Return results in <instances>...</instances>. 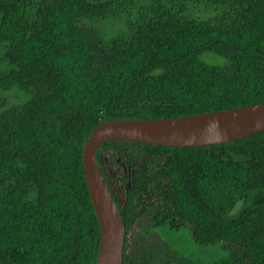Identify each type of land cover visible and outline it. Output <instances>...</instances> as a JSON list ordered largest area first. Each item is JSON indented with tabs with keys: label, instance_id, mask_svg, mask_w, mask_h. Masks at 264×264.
Segmentation results:
<instances>
[{
	"label": "trees",
	"instance_id": "trees-1",
	"mask_svg": "<svg viewBox=\"0 0 264 264\" xmlns=\"http://www.w3.org/2000/svg\"><path fill=\"white\" fill-rule=\"evenodd\" d=\"M13 88L19 100L0 95V264H95L92 129L264 101V0H0V90ZM97 159L123 264L158 261L138 241L143 218L220 242L225 264H264V130L204 146L109 140Z\"/></svg>",
	"mask_w": 264,
	"mask_h": 264
},
{
	"label": "water",
	"instance_id": "water-1",
	"mask_svg": "<svg viewBox=\"0 0 264 264\" xmlns=\"http://www.w3.org/2000/svg\"><path fill=\"white\" fill-rule=\"evenodd\" d=\"M264 130V101L195 114L156 118H114L99 122L85 140L82 160L91 201L100 226L95 264H123L125 224L99 166L97 150L109 140L170 146H204Z\"/></svg>",
	"mask_w": 264,
	"mask_h": 264
},
{
	"label": "rangeland",
	"instance_id": "rangeland-1",
	"mask_svg": "<svg viewBox=\"0 0 264 264\" xmlns=\"http://www.w3.org/2000/svg\"><path fill=\"white\" fill-rule=\"evenodd\" d=\"M102 28L108 32H116L123 25L119 21H105L101 23ZM201 59L215 64L223 65L226 57L215 52L206 51ZM0 95L14 102L20 99L21 92L17 88L9 91H1ZM240 207L238 203L233 211ZM143 218L137 226L138 241L149 245L155 252L157 262L154 264H225L228 252L220 242L199 244L194 242L188 228L169 230L166 226L151 229Z\"/></svg>",
	"mask_w": 264,
	"mask_h": 264
}]
</instances>
